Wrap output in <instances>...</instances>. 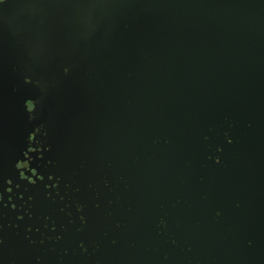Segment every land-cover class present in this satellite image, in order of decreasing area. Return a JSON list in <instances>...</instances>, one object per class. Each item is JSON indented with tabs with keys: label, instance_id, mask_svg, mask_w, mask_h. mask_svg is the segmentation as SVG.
<instances>
[{
	"label": "flooded vegetation",
	"instance_id": "obj_1",
	"mask_svg": "<svg viewBox=\"0 0 264 264\" xmlns=\"http://www.w3.org/2000/svg\"><path fill=\"white\" fill-rule=\"evenodd\" d=\"M262 8H220L188 27L193 37L164 41L180 45L170 66L197 76L260 66L262 48L244 45L261 40ZM103 58L73 62L66 85L37 77L0 111V264H264V249L258 263L248 249L264 240V185H238L246 172L233 122L196 124L170 153L168 135L119 120L106 149ZM25 66L28 83L37 71ZM17 155V175L3 180Z\"/></svg>",
	"mask_w": 264,
	"mask_h": 264
},
{
	"label": "water",
	"instance_id": "obj_2",
	"mask_svg": "<svg viewBox=\"0 0 264 264\" xmlns=\"http://www.w3.org/2000/svg\"><path fill=\"white\" fill-rule=\"evenodd\" d=\"M241 5L261 6L264 16V0H7L0 9V38L8 39L0 42L7 55L0 58V111L16 103L18 89L33 86L37 77H56L57 86L66 85L67 76L77 75L73 62L84 69L104 56L99 82L106 149L112 148L119 120L133 118L151 134L168 135L169 152L175 153L196 124L227 119L237 132L231 138L239 139L232 150L241 152L246 172V183L244 178L238 185H264V33L259 43L244 45L262 48L261 65L228 76L172 68L180 45L163 43L193 37L189 26L213 22L220 8ZM21 62L25 72L37 71L28 83L18 75ZM17 160L18 155L8 157L3 180L17 175ZM249 242L250 262L258 263L264 240Z\"/></svg>",
	"mask_w": 264,
	"mask_h": 264
}]
</instances>
